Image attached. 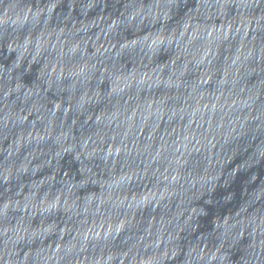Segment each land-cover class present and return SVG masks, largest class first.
Returning a JSON list of instances; mask_svg holds the SVG:
<instances>
[{
	"label": "clouds",
	"instance_id": "9594fccd",
	"mask_svg": "<svg viewBox=\"0 0 264 264\" xmlns=\"http://www.w3.org/2000/svg\"><path fill=\"white\" fill-rule=\"evenodd\" d=\"M0 264H264V0H0Z\"/></svg>",
	"mask_w": 264,
	"mask_h": 264
},
{
	"label": "water",
	"instance_id": "95a60500",
	"mask_svg": "<svg viewBox=\"0 0 264 264\" xmlns=\"http://www.w3.org/2000/svg\"><path fill=\"white\" fill-rule=\"evenodd\" d=\"M145 217H147V210H145Z\"/></svg>",
	"mask_w": 264,
	"mask_h": 264
}]
</instances>
